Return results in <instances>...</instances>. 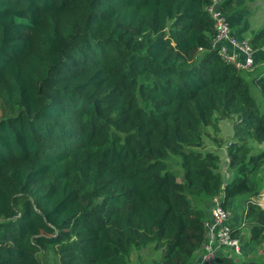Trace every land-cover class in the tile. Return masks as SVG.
<instances>
[{
    "label": "trees",
    "instance_id": "trees-1",
    "mask_svg": "<svg viewBox=\"0 0 264 264\" xmlns=\"http://www.w3.org/2000/svg\"><path fill=\"white\" fill-rule=\"evenodd\" d=\"M208 3L0 0V264H128L145 248L191 264L206 240L197 203L219 196L247 202L246 245L261 248L264 113L250 89L264 99V76L211 49ZM250 44L264 46V26ZM230 116L221 164L203 129Z\"/></svg>",
    "mask_w": 264,
    "mask_h": 264
},
{
    "label": "crops",
    "instance_id": "crops-1",
    "mask_svg": "<svg viewBox=\"0 0 264 264\" xmlns=\"http://www.w3.org/2000/svg\"><path fill=\"white\" fill-rule=\"evenodd\" d=\"M261 1L262 0L259 2ZM256 11V4H250V2L248 3V0H234L232 11L228 14L224 12L229 22L232 36L239 40L246 39L250 42L255 33L261 29V26L257 25V22L261 18H264L263 11ZM253 69L255 72L253 71L252 73L256 74H260L261 69H264V46L255 49ZM229 142L231 143V141ZM221 149L224 151L223 154L220 155L222 159L221 164L227 163L228 160L226 157V150L223 149L222 146ZM223 167L225 168V166ZM224 173H226L227 177L230 175L229 171H225V169ZM214 199L199 200L197 203V206L203 210L205 220L209 217L210 211L214 205ZM253 202L259 205L261 208H264V186L259 197H257V199H253ZM246 208L247 202L245 200L232 199L227 202L226 209L230 213L227 224L232 228L233 234L237 235V237H235L239 240L240 248L239 251L235 253L229 252L227 249H219L217 250V258L227 255L233 257V260L239 263L243 260H252L259 254V251H264V244L260 249L246 245V241L249 237L248 227L245 225L244 221ZM202 255L203 250L200 251L198 257L194 260L199 259ZM159 259L160 255L158 252H154L149 248H145L141 251H133L131 256L128 257V264H158Z\"/></svg>",
    "mask_w": 264,
    "mask_h": 264
},
{
    "label": "built area",
    "instance_id": "built-area-1",
    "mask_svg": "<svg viewBox=\"0 0 264 264\" xmlns=\"http://www.w3.org/2000/svg\"><path fill=\"white\" fill-rule=\"evenodd\" d=\"M225 0H209L204 11L214 23V35L211 39V49L216 51L221 60L231 64L236 70L250 72L254 67V53L250 42L232 36L227 17L223 10ZM223 196L215 197L209 217L204 220L206 240L203 243V255L191 264H214L217 250L227 249L237 252L239 240L228 226L230 213L221 206Z\"/></svg>",
    "mask_w": 264,
    "mask_h": 264
},
{
    "label": "rangeland",
    "instance_id": "rangeland-1",
    "mask_svg": "<svg viewBox=\"0 0 264 264\" xmlns=\"http://www.w3.org/2000/svg\"><path fill=\"white\" fill-rule=\"evenodd\" d=\"M259 1L260 0H258V2L257 0H248V3L250 2V4H256V8H257L256 12L260 10L264 12V1L263 0L261 2ZM257 25L261 26L262 28L264 26V18H261L257 22ZM260 74L264 76V69H261ZM260 74H256V75H260ZM254 88H255L254 86L251 87L250 94L256 100L259 113L263 114L264 113V99L262 95L260 94L259 90L254 89ZM237 123H239V119L236 116H230L222 120L220 124H218V128L215 130L211 127L204 128L203 129V142H202L203 148L202 150L204 151L212 150V151L217 152L219 155L223 154L224 151L221 148L216 149L214 148V146L217 145L216 142H219L222 145L223 149L226 150L227 147L229 146V143H230L229 141H231V143L235 141L233 138L234 133H235L234 125ZM249 143H252L251 146L256 147V144L254 142L249 141ZM167 164H168V168L176 174L178 181H180L181 179L180 177L184 171L183 167L181 166V158H179L178 156H173L171 159L167 161ZM224 169L225 168L223 167V165H221V170L223 172H224ZM239 200H243V199H239ZM252 261L257 262V263H264V251L263 250L261 252L259 251V254L255 256V258H253Z\"/></svg>",
    "mask_w": 264,
    "mask_h": 264
}]
</instances>
